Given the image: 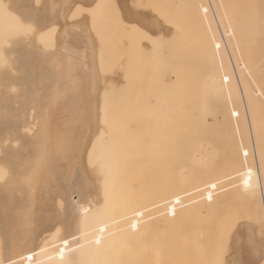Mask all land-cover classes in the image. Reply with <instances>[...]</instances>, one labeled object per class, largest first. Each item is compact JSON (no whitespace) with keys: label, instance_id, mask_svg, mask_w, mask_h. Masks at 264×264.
<instances>
[{"label":"rangeland","instance_id":"obj_1","mask_svg":"<svg viewBox=\"0 0 264 264\" xmlns=\"http://www.w3.org/2000/svg\"><path fill=\"white\" fill-rule=\"evenodd\" d=\"M99 68H104L102 73ZM91 78H96V83ZM100 106L104 111L109 108L105 113L110 122L124 124L118 132L108 131L106 148L97 152L105 156L108 173L104 189L112 187L107 207L120 202L126 203L125 208L136 206L128 209L133 212L126 217L121 213V221L107 222L113 236L124 237L122 245L118 239L119 245L106 249L107 259L122 258L121 264H178L177 255L192 253L196 258L188 264H264V0H0V183L36 187L47 179L52 186L59 179L62 185L55 184V194L53 185L48 203L38 206L59 222H55L59 224V229L54 228L57 233H52L54 237L57 234V241L66 234L65 223L73 214L69 208L76 213L70 219L74 238L81 232L77 231L78 218L88 201L102 205V189L94 183L95 166H87L85 149L95 139L90 134L96 118L92 122L88 114L72 117L73 109L93 108L100 114ZM189 106L192 110L176 120L191 123L189 144L198 147L197 152L202 151L205 158L193 167L195 182L190 186L201 187L199 201L190 204L189 196L187 207L175 204L170 211L167 205L154 208L152 204L168 196L171 181L167 114ZM64 109L67 126L60 132L66 143L74 139V125L79 131L87 128L86 137L91 131V139L84 140L85 151L81 148L80 166L71 165V157L78 152L73 150V142L66 158L69 164L66 160L63 165L67 166L57 164L55 145L61 123L56 113ZM17 121L23 127L21 136L15 133ZM5 154L12 159L10 155L3 159ZM190 157L185 159L187 163ZM256 169L262 193L246 183ZM58 170L62 171L59 176ZM244 171L247 178L240 183ZM73 174L81 175L75 178ZM90 182L94 187L93 194L89 193L94 198L89 195L87 200L82 189ZM212 183L217 184L215 191L208 188ZM73 184L80 187L81 195L77 187L72 189ZM70 191L80 196H70ZM206 191H213L215 197L209 204L204 203ZM20 192H13L11 206L22 196ZM94 192L100 194L99 199ZM24 203L19 205L24 207ZM146 207L151 210L146 212ZM42 214L34 217L24 238L27 244L33 228L38 226L34 230L39 231L44 224L41 219L35 226ZM64 215L67 219L60 223ZM1 227L0 260H4L11 244L8 241L17 240L16 236L9 240L12 236L5 234L11 232L4 229L5 233ZM45 230L44 226L34 232L36 241ZM199 232L203 236L209 233L208 239ZM3 242L9 245L5 250Z\"/></svg>","mask_w":264,"mask_h":264},{"label":"bare ground","instance_id":"obj_2","mask_svg":"<svg viewBox=\"0 0 264 264\" xmlns=\"http://www.w3.org/2000/svg\"><path fill=\"white\" fill-rule=\"evenodd\" d=\"M180 3V2H179ZM209 3H210V1H209ZM209 3H207V4H209ZM207 7H209V6H207ZM212 7V4L210 3V7L209 8H211ZM214 12V11H213ZM217 20V19H216ZM231 32V31H230ZM229 32V33H230ZM227 33V32H226ZM165 34V33H164ZM227 47V46H226ZM88 61H90V60H88ZM99 61V60H98ZM100 61H101V59H100ZM232 62V61H231ZM87 67H89L90 65L89 64H87L86 65ZM85 66V67H86ZM101 66H102V64H101ZM106 66V65H105ZM99 67H100V65H99ZM233 67H234V65H233ZM240 67V66H239ZM241 67H242V64H241ZM100 68H102V67H100ZM99 68V69H100ZM104 69V68H103ZM103 69L101 70V73H102V71H103ZM105 72H106V70H104ZM105 74H107V73H105ZM109 74H110V72H109ZM236 74V73H235ZM103 75H104V73H103ZM103 77V76H102ZM95 83H96V78L94 79V78H91ZM234 80V79H233ZM99 81V80H98ZM102 81V80H101ZM239 81V80H238ZM106 82V81H105ZM102 84H103V81L101 82ZM109 83H111V82H109ZM239 83V82H238ZM101 84V85H102ZM113 84V83H112ZM240 84V83H239ZM104 85V84H103ZM107 85V84H106ZM100 86V85H99ZM236 86V85H235ZM100 87H102V86H100ZM240 87V86H239ZM106 88H107V86H106ZM241 88V87H240ZM242 90V89H241ZM258 92V91H257ZM259 93V92H258ZM257 93V94H258ZM255 96H257V95H255ZM104 97V96H103ZM102 97V98H103ZM242 97V96H241ZM104 99V98H103ZM102 99V100H103ZM179 99V98H178ZM118 104V103H117ZM173 104V103H172ZM191 104V103H190ZM104 106H105V103L103 104ZM176 105V104H175ZM184 105V104H183ZM102 106V105H101ZM101 106H100V109L99 110H101L100 111V114H98V110H96V111H94L93 110V108H90L89 110L88 109H86V110H84V109H73L72 110V117L73 116H76V118H80L81 116H82V114L83 115H86V114H88V115H90V117H91V119H92V122L93 121H95L96 120V122H94V125L96 124V126H95V129H96V132H95V134H94V131H95V129L93 130V128H91L92 127V125L89 127V128H91L92 129V133L93 134H90V135H94L93 136V139H94V137H95V139H94V141H92L91 142V144H89L90 143V135H89V133H91V131L89 130L88 131V137H86V130H87V128H86V130H84V131H79V128L77 127H75V125H74V129H73V131H72V134H74V139L72 140V141H70V142H68V143H66V141H67V139L66 140H64V136H63V133L62 132H60V129L63 131V129H64V127H66L67 125V122L65 121L66 120V117L68 116L67 115V109H64V110H60V111H58L57 113H56V115H57V117H59L57 120H59L60 121V123H61V125L59 124V122H58V124H59V127H57V128H59L58 129V136H56V154H57V160H58V162H57V164H58V167H62V166H65V165H63L64 164V162H65V160H66V158L68 157V154H69V151H70V147H71V145H72V142L74 143L73 144V150L74 149H77L78 150V152L77 153H75L72 157H71V165H79L80 163V161L78 162V160H80L79 159V155H80V152L81 151H83L84 149L83 148H85V141L84 140H87V139H89L88 141H89V145H87L86 144V146L88 147V148H85V149H87L86 151H87V153H86V157H87V161L86 162H88V165L87 166H90V164H91V166L90 167H94L95 169L93 170V173H94V176H95V185H96V187L97 188H101L102 190L100 191V189H99V191L101 192V196L102 197H100V198H102L101 199V201H102V205L101 206H99V207H97V205H95V203L96 202H94V201H91L90 202V200H89V195H91V194H93V192H92V188L94 187L93 186V183L91 184V182L89 183V185H87L86 186V188H84V189H82V190H84L83 192H86V194L88 195L87 196V200H89L88 201V203H87V208H86V210H85V212H84V210H83V212L84 213H82V214H80V217L78 218L79 220H78V228H77V231L79 230V232H80V230H81V234L80 233H77L78 235V237H76V234L74 235L75 237L74 238H77V240L75 239V240H72V239H74V238H72L73 237V232H74V229H73V231L71 230V227H70V219L72 218V215L73 216H75L74 214H76L75 213V210H74V212L73 211H71V208H69V206H70V204H69V202H68V200H69V198H68V200H67V203L69 204V206H68V204H67V208H69V211L70 212H72L71 214V218H66L67 216L66 215H64L65 217L63 218V219H61V221H60V223L63 221V223H65L64 222V219L66 218L67 220H69V221H67L66 223H65V225L67 226V230H66V236L64 235V239H62V240H58L57 241V239L58 238H55V237H57V234H56V236L54 237V235L52 234V233H57V231H56V229H54V228H56L57 227V229H59L58 228V225H55V222H56V220L54 219V218H52V216L50 217V215L48 214V212H45V209L43 208V207H41V208H38V206L39 205H42V204H44L45 202H47L48 203V200H50L49 198H48V195H49V193H51V195L54 193V191L56 190L55 188V184L57 183V184H61V182L60 183H58L59 182V179H58V182H57V180H56V182H54L55 184H53L54 185V187H53V185L51 186L50 184H48L47 183V179H45L44 180V184H42V185H39L37 182V184L38 185H36V187L35 186H26V185H19V184H14L13 182H8V185H9V187H7V185L6 186H1L2 184L0 183V223H1V225L0 226H3V231L6 233V231H7V233H10V234H5L3 231H2V233H3V236L1 237V239H3L4 240V238H5V236H12V237H9L8 239L10 240V238L12 239L13 237H15L16 238V240L18 241V240H20V241H15V239H14V241L16 242V243H18V246H15L16 245V243L14 242V244H12L13 242L10 240V241H8V243H11L12 245H13V247H11V244H10V248H8L9 250H5V245L7 244V243H4L3 242V244H4V250L6 251V255H3V256H7L8 258L6 259V257H5V259L3 260H0V264H110V261H111V263L113 264H116L115 262L117 261H119L118 263L119 264H121L122 263V261H121V259H119L118 260V257H115L116 258V260H115V258H114V256L111 258L110 257V259H107L106 257L108 256V258H109V246H113L112 244H114V246L117 244V245H119V243H116V241L119 239V241H117V242H120L121 244L120 245H122V241H120V239L122 240L124 237H123V235L121 234H118L119 236H122V237H119L118 236V238H117V234H115L114 236H113V234H114V232H112V230H110L111 229V224H107V222L108 221H110V220H112V221H114L115 219H117L116 221H121V219H124L123 217H126L127 215H129V214H132V210H131V212H130V210H128V209H130L131 207L129 206V208H125V205H126V203L125 202H120L119 204H118V206H114V207H107V205H108V198H109V194H110V189H112V187H110V189L108 188V189H104V187H105V185H106V181H107V179H106V177H107V170H105V163H104V155H100L99 153H97V152H100L103 148H106V146L104 145L105 144V138H104V136L108 133V131H109V134L110 133H115V132H118V130L119 129H121L122 127H123V122L122 121H119V122H117V123H115L114 121V123L113 122H110L109 121V119H111V118H109V119H107V117H106V114L107 113H105L106 111H108L109 112V110H107V109H109V108H107V106H106V111H104L103 110V108H105V107H102L101 108ZM113 106V105H112ZM108 107H109V104H108ZM178 108V107H177ZM98 109V108H97ZM116 110V109H115ZM167 110V109H166ZM191 111L192 110V107H183V108H179L178 109V111L174 114L173 113V111H169V114H167L168 115V127H169V133H170V135H171V137H170V139H171V146L169 147V149H170V151H171V155H170V166L172 167L171 168V171H170V185H169V194H168V196L165 198V200L163 199L162 201H160L159 203L158 202H156V203H154V204H152L153 206H154V208H156V206L157 205H167V210H169L170 211V209H172V207H173V205H175V204H181V205H183L184 207H187L188 205V202L190 201V204H193L195 201H199V195H200V192H201V187H199V186H197V187H194V188H190V186L195 182V181H193L194 179H195V177H194V171H193V167L195 166V164H196V162L198 163L199 161H200V159H205V158H202L201 157V153H202V151L199 153V152H197V148L198 147H196V146H194V145H190L189 144V142H191V140H192V136H191V134H192V128H191V123L189 122V123H181L180 122V120H176V119H178V117H180L181 115H182V113L184 112V114H186L187 113V111ZM165 111V110H164ZM189 111V112H190ZM203 111V110H202ZM96 112H97V115H96ZM122 113V112H121ZM194 113V112H193ZM199 113V112H198ZM203 113V112H202ZM124 114V113H123ZM174 114V115H173ZM197 114V113H196ZM112 116H114V114H113V112H112ZM93 117H95L96 119L94 120V118ZM119 117V116H118ZM117 117V118H118ZM122 117H123V115H122ZM184 117V116H183ZM199 117V116H198ZM128 119H129V116H128ZM137 119V118H136ZM167 119V118H166ZM174 119H175V121H174ZM199 119V118H198ZM203 119V118H202ZM125 120V119H124ZM127 120V119H126ZM161 120V119H160ZM145 121V120H144ZM165 121V120H164ZM71 122V121H70ZM216 122V121H215ZM248 122V121H247ZM131 123V122H130ZM140 123V122H139ZM15 124H16V121H15ZM125 124H127V123H125ZM215 124V123H214ZM131 125V124H130ZM142 125V124H141ZM147 125V124H146ZM156 125V124H155ZM216 125V124H215ZM132 126V125H131ZM248 126V125H247ZM251 126V125H250ZM140 129H141V127H139ZM22 129H23V127L21 126V124L19 123V121H17V125H16V131H15V133L17 134V136H21L22 135ZM140 129H138V130H140ZM147 129V128H146ZM174 129V130H173ZM125 135H128V132H129V127H126L125 129ZM123 130V131H124ZM145 130V129H144ZM195 130V129H194ZM131 131V130H130ZM149 131H151V130H149ZM143 132V131H142ZM251 132V131H250ZM133 133V132H132ZM79 134H81V135H79ZM141 134H143V136H144V133H141ZM153 134V133H152ZM251 134H252V132H251ZM118 135V134H117ZM137 135V134H136ZM150 135V134H149ZM154 135V134H153ZM160 136V135H159ZM107 137V136H106ZM150 137H151V135H150ZM168 137V136H167ZM80 138H81V140H80ZM119 138V137H118ZM117 138V139H118ZM139 138V137H138ZM147 138V137H146ZM145 138V136H144V139H146ZM151 139V138H150ZM121 140V139H120ZM143 140V139H142ZM88 141H86V142H88ZM137 141H138V139H137ZM147 141V140H146ZM164 141V140H163ZM84 142V143H83ZM106 142H107V140H106ZM125 143V142H124ZM142 143H145V142H142ZM80 144H82V145H80ZM252 144H254V143H252ZM125 145V144H124ZM82 146V147H81ZM105 146V147H104ZM144 146V145H143ZM166 146V145H165ZM254 146V145H253ZM127 147V146H126ZM134 147H136L135 145H134ZM134 147H132V148H134ZM83 150H82V149ZM209 148V147H208ZM114 149V148H113ZM147 149V148H146ZM150 149V148H149ZM157 149V148H156ZM159 149V148H158ZM117 150V149H116ZM123 150H125V148L123 149ZM122 150V151H123ZM210 150V149H209ZM85 151V150H84ZM138 151V150H137ZM136 151V152H137ZM145 151V150H144ZM103 152V151H102ZM105 152V151H104ZM167 152V151H166ZM135 153V152H134ZM148 153V152H147ZM188 153V154H187ZM205 153H207V152H205ZM208 153H209V151H208ZM102 154V153H101ZM164 154V153H163ZM203 154H204V152H203ZM242 154H243V156L245 157L246 155H247V153L246 152H242ZM8 155H10V154H5V157H3V159H6V158H8ZM83 155V154H82ZM132 155V154H131ZM140 155V154H139ZM142 155V154H141ZM189 155H191V157H190V159H189V161H188V163L186 162V158L188 157L189 158ZM207 155V154H206ZM71 156V155H70ZM203 156V155H202ZM255 156V155H254ZM11 159H12V156L10 155L9 156ZM155 157V156H154ZM166 157V156H165ZM205 157V156H204ZM9 158V159H10ZM84 158V157H83ZM140 158V157H139ZM2 159V160H3ZM93 159H96V161H94V162H92V160ZM100 160V161H98L97 162V160ZM133 159V158H132ZM142 159V158H141ZM4 161V160H3ZM7 161H8V159H7ZM67 161V160H66ZM140 161V160H139ZM10 162H12V161H9L8 163H10ZM15 162V161H14ZM133 162V161H132ZM131 162V163H132ZM136 162V161H135ZM92 163H95L96 165H94V164H92ZM5 164V163H4ZM33 164V163H32ZM62 165V166H60V165ZM67 164H69L68 163V161H67ZM82 164V163H81ZM102 164H104V165H102ZM127 164V163H126ZM129 164H130V162H129ZM141 164V163H140ZM12 165V164H11ZM121 165V164H120ZM119 165V166H120ZM128 165V164H127ZM136 165V164H135ZM139 165V164H138ZM148 165V164H147ZM67 166V165H66ZM80 166V165H79ZM84 166V165H83ZM97 166V167H96ZM130 166V165H129ZM89 167V168H90ZM116 167V166H115ZM138 167V166H137ZM67 168V167H66ZM88 168V169H89ZM119 168V167H118ZM129 168V167H128ZM139 168H141L140 166H139ZM159 168V167H158ZM162 168V167H161ZM59 169H61L62 170V168H59ZM63 169H65V168H63ZM79 169V168H78ZM130 169V168H129ZM132 169H138V168H134V167H132ZM113 170V169H112ZM122 170H125V168L124 169H122ZM160 170V169H159ZM59 172H57V176H59L58 175V173H62V171H60V170H58ZM79 170H77V172H78ZM84 171V170H83ZM90 171V170H89ZM129 170L127 169V172H128ZM133 171V170H132ZM132 171H130V172H132ZM138 171V170H137ZM74 172H76V171H74ZM73 172V173H74ZM81 172V171H80ZM79 172V173H80ZM125 172V171H124ZM129 172V173H130ZM133 173V172H132ZM131 173V174H132ZM138 173H141V172H136V174H138ZM92 174V173H91ZM122 174V173H121ZM125 174V173H124ZM78 175H81V174H78ZM78 175H75V174H73V176H75V178H78L77 176ZM130 175V174H129ZM140 175V174H139ZM250 175H251V177H250ZM249 175V177H248V179H247V181H246V183H247V185L249 186V187H252V188H254V189H256V190H260V192L262 191V186H261V181H260V176H259V172H258V170L256 169V170H254L253 171V175L252 174H250ZM122 176V175H121ZM134 176V175H133ZM133 176L132 177H130V178H133ZM145 176V175H144ZM242 176V177H241ZM61 177V176H60ZM93 177V176H92ZM141 177V176H140ZM156 177H157V175H156ZM59 178V177H58ZM64 178V177H63ZM122 178V177H121ZM138 178V177H137ZM162 178V177H161ZM240 183H242V180L244 179V178H247L246 176H245V171L240 175ZM54 179H56V177L54 178ZM80 179V178H79ZM81 179H83V175H82V178ZM92 179V178H91ZM125 179V178H124ZM84 180V179H83ZM82 180V181H83ZM90 180V179H89ZM128 180V179H127ZM46 181V182H45ZM77 182H75L76 183V185L79 183L78 182V179L76 180ZM119 181V180H118ZM155 181V180H154ZM51 182H52V180H51ZM50 182V183H51ZM89 182V181H88ZM140 182H141V180H140ZM81 183V182H80ZM119 183H120V181H119ZM133 183H134V180H133ZM139 183V182H138ZM245 182H243V184H244ZM5 184V183H4ZM98 184V185H97ZM130 184H132V182L130 183ZM145 184V183H144ZM151 184H152V182H151ZM62 185V184H61ZM73 185H75V184H73ZM72 186V189H74L73 187H77V186ZM112 185V184H111ZM114 185V184H113ZM125 185V184H124ZM136 185H140V184H136ZM149 185V184H148ZM217 184H214V183H212V184H210V186L208 187L209 189H213L214 190V187L216 186ZM68 186V185H67ZM79 186V185H78ZM132 186V185H131ZM145 186H147V185H145ZM7 187V188H6ZM54 188V190H53V193L51 192L52 191V189ZM60 186H58L57 187V189L59 188ZM95 187V188H96ZM139 187H141V186H139ZM189 187V188H188ZM66 188V187H65ZM78 188V189H77ZM76 189L78 190V192H80V195H81V189H80V187H77ZM114 188V187H113ZM152 188H154V187H152ZM216 188V187H215ZM258 188V189H257ZM18 189V192L19 191H21L20 193H21V195L22 196H20V198L17 196V200L14 202V201H12V203H14V204H16V205H13V206H11V202H10V200L11 199H13L14 197H12L13 195V192H15V194H16V190ZM60 190H61V188H59ZM58 189V190H59ZM63 189V188H62ZM69 189V188H68ZM71 189V190H72ZM123 189H125V188H123ZM13 190H15V191H13ZM94 190V189H93ZM62 191V190H61ZM66 191V190H65ZM92 192L91 194L89 193V192ZM117 191V190H116ZM154 191V190H153ZM215 191V190H214ZM58 192H60V191H58ZM62 192H64V190L62 191ZM61 192V193H62ZM67 192V191H66ZM66 192H64V193H66ZM71 192V191H70ZM74 192H75V190H74ZM73 191L71 192L72 193V195L70 194V196H73V194H74V197L75 198H77V196L79 195V194H75V193H77V192H75L74 193ZM98 192V191H97ZM97 192H94V194L95 193H97ZM99 192V193H100ZM113 192V191H112ZM161 192V191H160ZM63 193V194H64ZM68 193V192H67ZM137 193V192H136ZM206 193H207V196L206 195H204V203H206V204H209L210 202H213V200H214V196H212V195H214V193H213V191H212V193H208V191H206ZM205 193V194H206ZM262 193V192H261ZM55 194V193H54ZM85 194V193H84ZM83 194V195H84ZM85 194V195H86ZM98 194V193H97ZM96 194V195H97ZM157 194V193H156ZM264 194V193H263ZM262 194V195H263ZM17 195V194H16ZM46 195H47V197H46ZM62 195V194H61ZM65 196H66V194H64ZM77 195V196H76ZM79 195V196H80ZM95 195V196H96ZM15 196V195H14ZM53 196H57V193H56V195H53ZM65 196H63L64 198H65ZM92 196V195H91ZM94 196V195H93ZM92 196V197H93ZM99 196H100V194H98L97 195V197H95V198H97V199H99ZM158 196V195H157ZM189 196H192V199H190L189 198ZM212 196V197H211ZM60 197H62V196H60ZM73 197V198H74ZM46 198H47V200H46ZM51 198V197H50ZM58 198V197H57ZM71 198V197H70ZM72 198V200L74 201V199ZM82 198V197H81ZM80 197H78V200L80 199L81 201H82V199H81ZM94 198V197H93ZM113 199V198H112ZM120 199V198H119ZM160 199V198H159ZM190 199V200H189ZM15 200V199H14ZM72 200H71V202H72ZM84 200V199H83ZM156 200V199H155ZM64 201V200H63ZM75 201H77V199H75ZM75 201L73 202V204L75 203ZM100 201V202H101ZM154 201V200H153ZM167 201V202H166ZM21 202H25L24 204V207H23V204H21V205H19ZM54 202V201H53ZM83 202V201H82ZM115 202V201H114ZM152 202V201H151ZM165 202V203H164ZM216 202V201H215ZM8 203L10 204L9 206H11V207H9V206H7L8 205ZM196 203V202H195ZM204 203H203V205H204ZM46 204V203H45ZM76 204V203H75ZM75 204H74V208H75ZM100 204V203H99ZM51 205V204H50ZM53 205V204H52ZM85 205V204H84ZM148 205V204H147ZM195 205V204H194ZM36 206H37V208H36ZM44 206V205H43ZM71 206H72V204H71ZM77 207H78V205H76ZM79 206H80V204H79ZM96 206V207H95ZM112 206V205H111ZM189 206H191V205H189ZM53 207V206H52ZM85 207V206H84ZM119 207L120 208H125V210L124 209H119ZM136 207V206H135ZM134 206L132 207L133 208V210H134V208H135ZM46 208V207H45ZM170 208V209H169ZM198 208V207H197ZM75 209H77L78 210V208H75ZM80 209V208H79ZM84 209V208H83ZM127 209V210H126ZM52 210V209H51ZM77 210H76V212H77ZM117 210H119V211H117ZM123 211V212H121V211ZM149 210H151V209H149L148 207H146L145 208V211L146 212H148ZM49 211V210H48ZM118 212V215H117V213L115 214V212ZM39 212H41V213H43L41 216H40V218L39 219H36L37 221L39 220H41V221H43V223L44 224H42L41 222H35V226H37V224L36 223H41V226H39V227H41L40 228V230L39 231H41V229L45 226L46 227V230H45V232H43V235L41 236V234H40V238H39V240L37 239V241H36V238L34 237V232L36 231V230H34L35 228L36 229H38L37 227H34L33 228V234L31 235V237H30V240H29V244H27V241L24 239V238H26L27 236H28V234H26L27 232H29V230L31 229V226H32V221L33 220H35L34 219V217L36 216V214L37 213H39ZM68 212V211H67ZM82 212V211H81ZM80 212V213H81ZM120 212V213H119ZM126 212V213H125ZM154 213H152V215L153 214H155V211H153ZM47 213V214H46ZM62 213V212H61ZM121 213H122V215H121ZM135 213V212H134ZM150 213V212H149ZM192 213V212H191ZM54 214V213H53ZM68 216L70 215V213H68L67 214ZM91 215H93L92 216V218L91 217H89V216H91ZM123 216V217H121V216ZM115 216H117L118 218H115ZM119 217H121V218H119ZM56 218V217H55ZM88 218H89V220H90V224L88 223ZM74 219V218H73ZM72 219V220H73ZM77 218L75 217V220H76ZM93 219V220H92ZM97 219H101V221H98V223H96V221H97ZM119 219V220H118ZM210 219V218H209ZM58 220V219H57ZM71 220V221H72ZM30 221H31V223H30ZM77 221V220H76ZM85 221H87V222H85ZM94 222V225L92 224L93 222ZM11 222V223H10ZM92 222V223H91ZM10 223V224H9ZM46 223V224H45ZM56 223H59V222H56ZM84 223H86V224H84ZM88 223V224H87ZM74 223H72V225H73ZM44 225V226H43ZM86 225V226H85ZM88 225V226H87ZM92 225H93V228H92ZM108 225V226H107ZM61 226V225H60ZM90 226H91V228H90ZM112 226H121L120 224L118 225V224H114L113 223V225ZM52 227V228H51ZM86 227H87V229L88 230H86ZM64 228V229H65ZM72 228H74V226L72 227ZM96 229V231H94V230H92V229ZM6 231H5V230ZM50 229V230H49ZM83 229L86 231V232H89V233H84V231H83ZM90 229V230H89ZM118 229L121 231V229H120V227H118ZM0 230H2V227H1V229ZM76 230V229H75ZM119 230H117L118 232L117 233H120V231ZM31 231V230H30ZM39 231H36V232H39ZM44 231V230H43ZM92 231H94L93 233H92ZM111 231V232H110ZM16 234H15V233ZM51 232V235L49 234V235H47L46 233H50ZM61 232V231H60ZM82 233H84V236L86 235V234H89L90 236H87V237H85L84 238V236H83V239H82ZM95 233V234H94ZM113 233V234H112ZM200 233V232H199ZM202 233V232H201ZM201 233H200V236H203V234L201 235ZM1 234V233H0ZM4 234H5V236H4ZM209 234V233H208ZM208 234H206V236L204 237V238H206V237H208L207 235ZM36 235H37V233H36ZM19 236V239H17V237ZM33 236V237H32ZM91 236H93V237H91ZM115 236H116V238L117 239H115L114 240V242L112 243L111 242V238L113 239V238H115ZM37 237V236H36ZM90 238V239H87V238ZM33 238V239H32ZM34 238H35V240H34ZM201 238V237H200ZM203 238V239H204ZM6 239V238H5ZM208 238H206V240H207ZM2 240V241H3ZM13 240V239H12ZM32 240V241H31ZM34 240V241H33ZM72 240V241H71ZM211 240V239H210ZM74 241H75V243H74ZM7 242V241H6ZM22 242V245L20 244ZM32 242V243H31ZM6 246H9L8 244L6 245ZM113 246V247H114ZM116 247V246H115ZM2 248H3V246H2ZM108 248V249H107ZM110 248H112V247H110ZM7 249V248H6ZM95 249V250H94ZM106 249L108 250L106 253H105V251H106ZM212 250V249H211ZM8 251V252H7ZM195 252V251H194ZM4 253V252H3ZM161 253V252H160ZM175 253H177V252H175ZM174 253V254H175ZM105 254V255H104ZM209 254V253H208ZM212 254V253H211ZM210 254V255H211ZM1 255V254H0ZM106 256V257H105ZM190 256V257H189ZM187 255V254H183V255H177V258L176 259H178V264H188V262L190 261V259L191 260H195V255L194 254H190V255ZM113 258H114V260H115V262H113ZM245 260H247V259H245ZM249 260V259H248ZM261 260H262V258H261ZM159 261H160V263H161V260L159 259ZM211 261V260H210ZM209 261V262H210ZM218 261V260H217ZM260 261V260H259ZM121 262V263H120ZM117 263V264H118Z\"/></svg>","mask_w":264,"mask_h":264}]
</instances>
